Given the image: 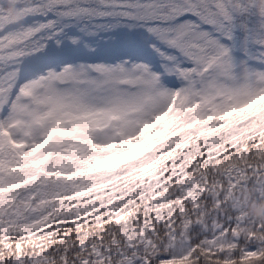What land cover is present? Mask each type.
Here are the masks:
<instances>
[{"label":"snow or ice","instance_id":"6c2138e0","mask_svg":"<svg viewBox=\"0 0 264 264\" xmlns=\"http://www.w3.org/2000/svg\"><path fill=\"white\" fill-rule=\"evenodd\" d=\"M0 264H264V0H0Z\"/></svg>","mask_w":264,"mask_h":264}]
</instances>
